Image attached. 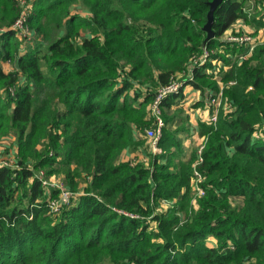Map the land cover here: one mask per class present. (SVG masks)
Returning <instances> with one entry per match:
<instances>
[{
  "label": "trees",
  "instance_id": "obj_1",
  "mask_svg": "<svg viewBox=\"0 0 264 264\" xmlns=\"http://www.w3.org/2000/svg\"><path fill=\"white\" fill-rule=\"evenodd\" d=\"M211 1L0 0V146L15 144L1 150L0 264H264V40L241 59L223 38L239 20L263 28L264 0H224L206 40ZM221 85L233 110L199 122L196 165L179 102ZM42 170L80 192L61 213Z\"/></svg>",
  "mask_w": 264,
  "mask_h": 264
},
{
  "label": "built area",
  "instance_id": "obj_2",
  "mask_svg": "<svg viewBox=\"0 0 264 264\" xmlns=\"http://www.w3.org/2000/svg\"><path fill=\"white\" fill-rule=\"evenodd\" d=\"M21 2L26 4V0H21ZM22 26H23V20L18 21L16 27H22ZM240 28L241 26H238L236 30H234V32H227V35L226 36L224 35L223 38L226 39L227 41L239 42L241 43V45H244L246 51L244 52L243 55L240 56L241 59H244L247 55H250L252 53L255 46L257 45V42L252 36L247 34L246 31H240ZM212 53L213 51L206 49L200 57L194 59L193 64L197 66L204 65L206 62H208ZM189 79H193V75H190ZM181 88H182V83L180 81L172 82L170 85L160 90L159 95L152 104V110H153L152 113L156 117V126L146 129L145 136L148 139L151 150L154 152L157 151V149L159 148L158 142L162 135V128L165 126V121L161 114L160 103L166 97L179 93ZM205 106L207 109H210V112L208 117L204 118V121L210 124H217L218 115L221 110H223L224 112H231L233 110V108H231L230 106V103L224 97L223 85H221L218 92H209ZM203 148H204V143L198 147L199 157L196 162V165L201 163L203 160V158L201 157ZM4 164H9V162L4 159L2 154H0V166ZM195 174H196V179L193 181L194 189L197 191L199 195H203L204 191L201 187V183L204 180V177L200 174L198 170H195ZM40 178L42 184L45 187L49 189L54 188L59 191V196L50 201V207L52 211L58 212L63 206L71 205L73 203L78 193L70 191L67 188V185L64 183V181L58 178H53V179L47 178L43 170L40 172ZM123 213L128 216L135 217V215L133 214L125 213V212Z\"/></svg>",
  "mask_w": 264,
  "mask_h": 264
},
{
  "label": "crops",
  "instance_id": "obj_3",
  "mask_svg": "<svg viewBox=\"0 0 264 264\" xmlns=\"http://www.w3.org/2000/svg\"><path fill=\"white\" fill-rule=\"evenodd\" d=\"M242 22V21H241ZM239 25L236 24L233 28L234 30H236V28L238 27ZM241 28L245 29V30H248V31H255L256 30V27L253 25V24H246V26H241ZM264 28V27H263ZM242 29V30H243ZM262 29V28H261ZM260 29V30H261ZM232 30V29H231ZM259 30V32H260ZM230 32V31H228ZM234 32V31H232ZM264 38H261V39H258V42H261L263 41ZM8 66V65H7ZM7 68V67H6ZM10 66H8L7 69H9ZM185 97L183 99L180 100L179 102V106L180 107H183L185 109V107L187 106L188 108H191V110L188 112L186 111L187 114H189L190 116V130L189 132H186V136L185 138H182L183 141H184V153L185 155H188L190 156L192 150L196 147V144L197 142L199 141L200 139V134H199V122L196 121V119L199 117L198 115L200 114H204V116L202 117V119H200V121H203L204 118L208 115V111H207V108L205 107V105L203 103H205V100L204 102H202V104L200 106H196L195 104L198 103L196 102L195 104L193 105H189V103L191 102V100L193 99V97L190 98V95L191 93H195V94H198L201 96L200 92L198 90H194L192 87H186L185 89ZM199 100V99H198ZM192 108H201L203 109L202 112L200 113L199 111H197V109H192ZM194 110H196L197 112L194 114ZM192 111V113H191ZM181 136V135H180ZM139 157H144V155L142 154H139L138 152H136ZM134 153H132L131 150H126L123 155H122V159L126 160L127 158L129 159L130 157H133Z\"/></svg>",
  "mask_w": 264,
  "mask_h": 264
},
{
  "label": "rangeland",
  "instance_id": "obj_4",
  "mask_svg": "<svg viewBox=\"0 0 264 264\" xmlns=\"http://www.w3.org/2000/svg\"><path fill=\"white\" fill-rule=\"evenodd\" d=\"M251 3H254L253 1H251ZM242 20H239L236 24H238L239 26H246V24H248V23H246L245 21H242ZM243 28H240V31H246V33L247 34H249L250 36H252L254 39H255V41L257 42V44L259 43L258 42V39H261V38H264V28H262L261 30H260V32H259V30H255L254 32L253 31H248V30H245V29H243ZM231 32V31H230ZM227 35V33H225V36ZM264 40V39H263ZM232 43H235V44H237V45H241V43H239V42H232ZM236 53H238V54H236V57H239V56H241V55H243L244 54V52L243 53H240V52H236ZM251 55V54H250ZM249 55H247L245 58H247ZM244 58V59H245ZM189 87V86H188ZM191 97H193V99L191 100V102L189 103V105L191 106V105H193V104H195L196 102H201L202 100H204V97H202V96H200V95H198V94H195V93H191V95H190V98ZM199 99V100H198ZM206 102H207V97H206V100H205V103H203L204 105L206 104ZM197 104V103H196ZM195 104V105H196ZM206 107V106H205ZM181 108H183V107H181ZM184 109V108H183ZM192 109H197V111H199L200 113L202 112V110L203 109H201V108H192ZM185 112L186 111H190L191 110V108H188L187 106L185 107ZM196 110H194V114L197 112ZM207 111H208V115H209V112H210V109H207ZM191 113H192V111H191ZM208 115L205 117V118H207L208 117ZM199 117L196 119V121L197 122H200V119H202V117L204 116V114H199L198 115ZM181 135V136H180ZM181 137V138H185V136H186V134H185V132H182V133H179L178 134V137ZM184 142V141H183ZM202 142H203V138H200L199 139V141L197 142V144H196V146H201L202 145ZM15 144H14V138L12 137V138H7V139H5V140H3L2 142H1V146H0V154H2L3 155V152L1 151V150H5L6 148H12L13 146H14ZM145 149L146 150H148V152H151L152 150L150 149V147H149V144H147V146L145 147ZM138 153L139 154H142V155H144V157H145V151H143V149H140V150H138ZM3 157L5 158L6 156H4L3 155ZM59 179V178H58ZM62 180V179H61ZM196 191V190H195ZM78 193H80V192H78ZM169 204H167V203H163V206L162 207H164V208H167V206H168ZM61 211H62V209H60V211H58V213H61ZM212 240V239H211Z\"/></svg>",
  "mask_w": 264,
  "mask_h": 264
},
{
  "label": "water",
  "instance_id": "obj_5",
  "mask_svg": "<svg viewBox=\"0 0 264 264\" xmlns=\"http://www.w3.org/2000/svg\"><path fill=\"white\" fill-rule=\"evenodd\" d=\"M224 0H212L210 2V10L208 12V19L207 22L205 23L203 29L207 32V39L209 40L210 38L214 37L215 30L213 28L214 22H215V16L214 12L215 9L223 2Z\"/></svg>",
  "mask_w": 264,
  "mask_h": 264
}]
</instances>
